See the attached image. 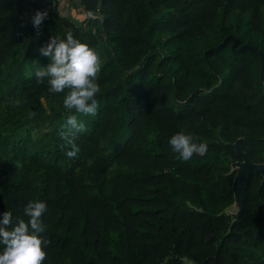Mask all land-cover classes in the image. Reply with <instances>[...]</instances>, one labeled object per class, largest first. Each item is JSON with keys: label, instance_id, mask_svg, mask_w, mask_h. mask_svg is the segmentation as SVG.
<instances>
[{"label": "trees", "instance_id": "trees-1", "mask_svg": "<svg viewBox=\"0 0 264 264\" xmlns=\"http://www.w3.org/2000/svg\"><path fill=\"white\" fill-rule=\"evenodd\" d=\"M50 1L0 0V212L27 219V201L46 202L43 264H264L258 173L238 218L227 212L231 145L264 163L261 62L234 53L264 54V0H80L82 21L54 9L34 28ZM69 30L101 64L74 158L65 93L34 76L49 63L38 49ZM178 131L207 151L179 159Z\"/></svg>", "mask_w": 264, "mask_h": 264}, {"label": "clouds", "instance_id": "clouds-1", "mask_svg": "<svg viewBox=\"0 0 264 264\" xmlns=\"http://www.w3.org/2000/svg\"><path fill=\"white\" fill-rule=\"evenodd\" d=\"M46 15L44 11H35L30 18L32 26L38 29ZM38 51L49 63L35 70L37 83L46 80L50 92H64L63 105L71 110L66 115L61 137L70 145L66 156L74 158L80 150L74 138L86 130L77 113L94 116L99 106L95 98L100 92L97 82L101 67L99 53L82 43L71 30L63 38L51 36ZM167 143L184 161L191 159L194 153L203 155L208 148L206 143L196 141L185 131L175 132L167 138ZM47 210L45 201L34 199L23 206V216L27 219L14 217L10 209L0 212V264H43L47 241L41 234L46 230L43 217Z\"/></svg>", "mask_w": 264, "mask_h": 264}, {"label": "water", "instance_id": "water-1", "mask_svg": "<svg viewBox=\"0 0 264 264\" xmlns=\"http://www.w3.org/2000/svg\"><path fill=\"white\" fill-rule=\"evenodd\" d=\"M105 41H106V37H105ZM234 47H235V43L232 45V49H234ZM243 50H248L259 58L261 62L259 79H260V83L264 88V54L261 51L247 45H243L242 47H240V49L234 51V53H238ZM231 147L235 150L237 155H239L242 158L241 161L238 162L233 161L231 163L232 169L236 172L232 182V190H233L234 204L238 207L237 213L232 215V218L237 219L239 213L243 209L246 185L248 183L250 173L252 170L258 173L262 177V181L259 185L258 192L262 191V189L264 188V163L261 164L252 163L248 159L247 155L241 150L238 141L233 145H231Z\"/></svg>", "mask_w": 264, "mask_h": 264}, {"label": "rangeland", "instance_id": "rangeland-1", "mask_svg": "<svg viewBox=\"0 0 264 264\" xmlns=\"http://www.w3.org/2000/svg\"><path fill=\"white\" fill-rule=\"evenodd\" d=\"M58 11L63 15V16H68L76 21H82L84 19V15L79 9L77 3L74 2V0H67L65 1L64 4H60V8H58ZM238 207L233 204L227 212L230 213L231 215H234L237 213ZM186 264H190L189 262H186Z\"/></svg>", "mask_w": 264, "mask_h": 264}, {"label": "built area", "instance_id": "built-area-1", "mask_svg": "<svg viewBox=\"0 0 264 264\" xmlns=\"http://www.w3.org/2000/svg\"><path fill=\"white\" fill-rule=\"evenodd\" d=\"M67 0H51L48 5H45L43 7H38L35 11L40 10L47 13L46 17L54 10L60 8V4H64ZM75 3L79 6L80 0H74ZM81 10V8H79ZM45 17V18H46ZM44 18V19H45Z\"/></svg>", "mask_w": 264, "mask_h": 264}]
</instances>
